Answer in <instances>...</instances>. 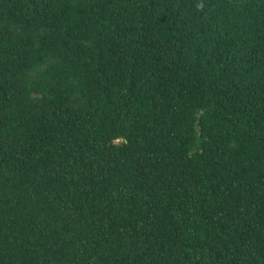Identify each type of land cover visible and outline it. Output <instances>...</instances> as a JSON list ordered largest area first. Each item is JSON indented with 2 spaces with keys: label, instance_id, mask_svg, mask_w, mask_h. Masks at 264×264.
I'll return each instance as SVG.
<instances>
[{
  "label": "trees",
  "instance_id": "16d2710c",
  "mask_svg": "<svg viewBox=\"0 0 264 264\" xmlns=\"http://www.w3.org/2000/svg\"><path fill=\"white\" fill-rule=\"evenodd\" d=\"M0 264H264V0H0Z\"/></svg>",
  "mask_w": 264,
  "mask_h": 264
}]
</instances>
